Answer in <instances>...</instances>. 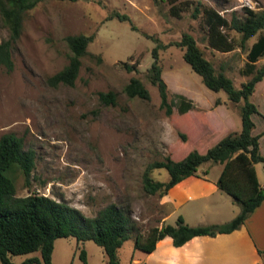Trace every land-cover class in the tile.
I'll list each match as a JSON object with an SVG mask.
<instances>
[{"label": "rangeland", "instance_id": "obj_1", "mask_svg": "<svg viewBox=\"0 0 264 264\" xmlns=\"http://www.w3.org/2000/svg\"><path fill=\"white\" fill-rule=\"evenodd\" d=\"M249 2L251 6L242 0H38L27 9L11 51L12 69L0 67V134L15 133L22 138L23 148L33 151L30 189L64 201L89 216L113 202L129 213L142 233L153 225L174 223L186 205L165 200V193L144 192L140 180L145 164L171 155V150L173 154L184 153L188 147L204 151L224 133L239 127L240 101L227 99L223 90L207 88L181 57L182 48L167 43L178 39L182 32L190 33L214 67L222 69L239 86L252 74L243 69L247 49L256 35L240 45L239 33L226 30L234 48L211 49L206 43L202 9L211 6L229 18L232 11L240 15L244 6L264 8V0ZM112 11L126 18L110 16ZM78 32L93 34L87 49L99 54L101 60L82 57L73 84L50 85L46 78L67 61L69 53L62 36ZM146 34L166 44L157 49V55L171 108L168 114L160 104L156 86L145 78L152 59L151 47L156 43ZM6 36L7 29L0 18V38ZM124 62L135 66L127 70ZM262 64L264 56L258 57L252 67ZM132 75L148 89L147 99L127 96L123 91ZM260 83L254 97L264 87V78ZM108 89L115 92L114 103H104L97 96L98 91ZM181 102L190 103L185 122L178 108ZM256 129L262 130L260 125ZM181 132L189 137L185 148L179 143ZM261 142L264 151V141ZM254 165L263 185L262 164L258 161ZM199 167L200 175L205 176L206 167L207 175L212 177L221 165L205 161ZM150 175L162 181L168 177L164 168H152ZM12 177L15 193L25 194L28 190L22 186L18 171ZM219 193L231 201L225 192ZM223 204L214 194L208 203ZM227 207L220 214H227ZM186 222L194 221L190 217ZM167 239L163 237L162 242ZM81 248L86 263L79 257ZM30 255H38V250L10 254L9 259L18 262ZM116 256L119 264H127L131 257L144 260L146 252L134 248L129 236L117 248ZM169 257L174 254L171 252ZM51 262L107 264L100 245L91 239L76 244L72 235L53 240Z\"/></svg>", "mask_w": 264, "mask_h": 264}, {"label": "trees", "instance_id": "obj_2", "mask_svg": "<svg viewBox=\"0 0 264 264\" xmlns=\"http://www.w3.org/2000/svg\"><path fill=\"white\" fill-rule=\"evenodd\" d=\"M37 1L0 0V18L7 29V36L0 38V67L6 71L11 70L13 66L11 51L21 32L23 15ZM173 7L171 5V10ZM242 9L240 15L232 11L229 18L211 6H205L202 9L206 43L211 49L228 51L234 48V42L227 35L226 30L232 29L239 33L240 45L248 37L256 35L247 49L243 69L244 72H252V74L239 86H235L222 69L217 70L214 67L190 33L182 32L178 39L167 43V45L174 44L182 48L181 57L199 75L207 88L214 91L223 90L227 99L240 101L239 128L224 133L202 152L192 147H188L186 152L180 154L178 152L173 154L171 150V155L166 154L162 159L147 162L141 172L140 180L144 192L163 195L184 177L201 176L197 172L201 163L218 162L221 168L214 179V184L230 196V200L238 206V211L221 222L197 224H188L182 215L178 214L174 223L153 225L144 233L138 230L129 213L113 202L99 207L91 216L85 215L78 208L64 201L30 189L29 179L34 168V153L31 149L23 148L20 136L7 131L0 134L1 264H52L53 240L58 236L67 235H72L76 244L85 239L93 240L102 247L107 264H119L116 250L129 236L132 237L134 248L149 252L165 235L169 236L171 243L177 246L192 236L202 234L213 236L236 229L243 223L245 217L264 199V185L259 183L253 166L255 162L260 161L264 168V156L259 151L260 133L252 132L253 122L250 117L258 110L249 99L256 81L264 77V64L256 69L252 67L258 57L264 56V8L255 9L244 6ZM110 16L118 19L126 18L125 14L118 11H112ZM131 28L135 27L131 25ZM92 37V33L82 32L62 36L69 53L67 61L46 78L50 85L73 84L82 57H94L96 61L101 60L99 54L87 49V44ZM152 39L156 43L151 47L152 59L145 69V78L156 86L160 104L165 107V112L168 114L171 108L166 99L165 82L160 75L161 67L157 55V49L165 47L166 44L160 43L155 37ZM123 65L127 70L135 66L126 62ZM123 91L127 96H137L141 99L149 97L144 83L133 75L124 83ZM97 96L104 103L115 101V92L111 89L98 91ZM189 106L190 103L181 102L178 107L184 122L187 119L186 110ZM189 123L190 120L186 122L187 126ZM184 130L187 131V127ZM179 136V143L185 144V148L189 137L186 138L184 132H181ZM152 168H164L168 174L167 179L162 181L152 177L150 175ZM16 171L21 176L22 186L28 190L23 195L15 193V178L12 175ZM33 250H38V255L27 256L18 262L9 259L10 254ZM78 254L83 263H86L83 248Z\"/></svg>", "mask_w": 264, "mask_h": 264}, {"label": "crops", "instance_id": "obj_3", "mask_svg": "<svg viewBox=\"0 0 264 264\" xmlns=\"http://www.w3.org/2000/svg\"><path fill=\"white\" fill-rule=\"evenodd\" d=\"M263 78L264 77L256 81L249 99L256 105L258 112L261 114V116H259L256 113H252L250 117L253 122L252 132L260 133L258 137L259 151L264 156V151L261 148V141H264V87L259 92L260 94L254 97L255 90L258 87V84H261L260 82ZM259 125L262 130H255V127ZM238 128L239 127L236 129ZM208 166L209 165L206 167ZM253 166L258 179L255 165L253 164ZM199 168L200 167L197 168V172ZM218 173L219 171L214 176L209 177L206 170L204 173L205 176L188 175L184 177L167 190L164 194L165 200L171 202L172 200H175L178 205H186V207L180 211L182 212L185 221H189V218L191 217V220L194 221L192 224L221 222L229 219L238 211V206L229 201L226 197L220 195L221 193L219 192H222L221 189L217 188L214 184V179ZM259 183L262 184L260 181ZM213 194L214 196L218 195V197L222 199V202L224 203L223 206L208 205ZM199 199L200 201H198L197 204L194 203L195 200ZM187 200L192 201L184 203ZM200 204L204 205L199 206ZM225 205L226 207L228 205L227 211H225L227 214L222 215L220 213L223 212V207H225ZM166 236L167 235L164 237ZM162 238L155 243V246L151 251L146 252L144 260L131 257V260L128 263L166 264L167 262H171V264H264V199L253 208L238 228L231 231L217 233L213 236L205 234L195 235L177 246L171 243L170 237L167 239V242H162ZM171 252L174 254L173 258L169 257Z\"/></svg>", "mask_w": 264, "mask_h": 264}, {"label": "built area", "instance_id": "obj_4", "mask_svg": "<svg viewBox=\"0 0 264 264\" xmlns=\"http://www.w3.org/2000/svg\"><path fill=\"white\" fill-rule=\"evenodd\" d=\"M242 3H244V4L248 5V6H251L249 0H242Z\"/></svg>", "mask_w": 264, "mask_h": 264}]
</instances>
